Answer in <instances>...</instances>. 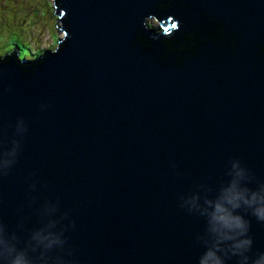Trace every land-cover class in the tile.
Instances as JSON below:
<instances>
[{
  "label": "water",
  "instance_id": "obj_1",
  "mask_svg": "<svg viewBox=\"0 0 264 264\" xmlns=\"http://www.w3.org/2000/svg\"><path fill=\"white\" fill-rule=\"evenodd\" d=\"M54 13L66 41L0 57V237L15 249L0 264H253L264 221L235 210L252 245L234 254L208 202L233 181L264 188V0H62Z\"/></svg>",
  "mask_w": 264,
  "mask_h": 264
},
{
  "label": "clouds",
  "instance_id": "obj_2",
  "mask_svg": "<svg viewBox=\"0 0 264 264\" xmlns=\"http://www.w3.org/2000/svg\"><path fill=\"white\" fill-rule=\"evenodd\" d=\"M62 0H52L53 10L55 11L58 3ZM167 6L166 4H159ZM159 5H156L158 7ZM156 20L154 15H147L144 17V26L150 27L152 23ZM171 21L168 28H163V33L165 36L171 34V30L179 29V21L175 20L173 17H169ZM163 27V25H160ZM69 33L67 31H62L61 37L63 41H66ZM194 35V34H193ZM136 42H139L141 47H149V42L143 38L142 35H137L135 38ZM196 45L194 44L189 52L188 56H192L195 52ZM235 46L231 47V50H235ZM59 52V51H58ZM57 52V53H58ZM167 59V54L163 57ZM257 63H260L264 59V46H261L257 50ZM179 64V62H178ZM237 169L235 175L237 177H242L243 172L239 169L238 165H233ZM194 203V201H193ZM209 206L213 210L209 213V224L210 230L216 234L218 238V243L223 241H232V251L234 254H243L250 249L252 245V240L250 238L238 239V237L244 236L248 230L247 221L238 214H235V210L240 208L241 205H245L252 209V214L260 221H264V188L258 191H250L247 188H241L237 181H233L228 188L223 190L220 198L213 204V202H208ZM39 241L45 244V247H52L54 244L59 243V240L53 236H39ZM15 252L14 247L8 246L6 242L0 237V257L12 255ZM247 260V257H245ZM209 260L212 264H222L219 258H216L214 253L209 252L207 257L201 261V264H209ZM10 264H31V261L26 258L23 252L17 253L13 256ZM253 264H264V253L253 261Z\"/></svg>",
  "mask_w": 264,
  "mask_h": 264
},
{
  "label": "rangeland",
  "instance_id": "obj_3",
  "mask_svg": "<svg viewBox=\"0 0 264 264\" xmlns=\"http://www.w3.org/2000/svg\"><path fill=\"white\" fill-rule=\"evenodd\" d=\"M52 0H0V56L17 51L33 60L53 50L61 37ZM155 20L150 27H157Z\"/></svg>",
  "mask_w": 264,
  "mask_h": 264
},
{
  "label": "bare ground",
  "instance_id": "obj_4",
  "mask_svg": "<svg viewBox=\"0 0 264 264\" xmlns=\"http://www.w3.org/2000/svg\"><path fill=\"white\" fill-rule=\"evenodd\" d=\"M57 23H58V21H57ZM57 42H58V41H57ZM56 45H57V44H56ZM55 47H56V46H55ZM54 49H55V48H54ZM54 49H53V50H54ZM11 53H12V52H11ZM8 54H10V53H8ZM5 55H6V54H5ZM3 56H4V55H3ZM3 56H0V57H3Z\"/></svg>",
  "mask_w": 264,
  "mask_h": 264
}]
</instances>
